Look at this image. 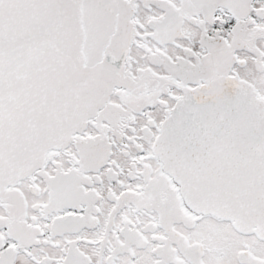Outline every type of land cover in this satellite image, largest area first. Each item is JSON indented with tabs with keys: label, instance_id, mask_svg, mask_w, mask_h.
Segmentation results:
<instances>
[{
	"label": "snow or ice",
	"instance_id": "6c2138e0",
	"mask_svg": "<svg viewBox=\"0 0 264 264\" xmlns=\"http://www.w3.org/2000/svg\"><path fill=\"white\" fill-rule=\"evenodd\" d=\"M0 264H264V0H0Z\"/></svg>",
	"mask_w": 264,
	"mask_h": 264
}]
</instances>
